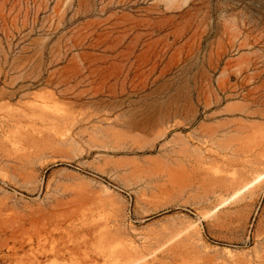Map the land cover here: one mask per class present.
<instances>
[{
  "label": "rangeland",
  "instance_id": "rangeland-1",
  "mask_svg": "<svg viewBox=\"0 0 264 264\" xmlns=\"http://www.w3.org/2000/svg\"><path fill=\"white\" fill-rule=\"evenodd\" d=\"M0 264H264V0H0Z\"/></svg>",
  "mask_w": 264,
  "mask_h": 264
}]
</instances>
